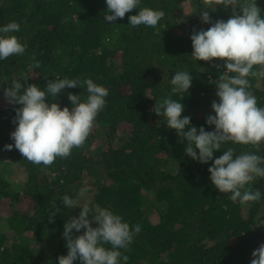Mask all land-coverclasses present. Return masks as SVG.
Here are the masks:
<instances>
[{
  "label": "trees",
  "instance_id": "16d2710c",
  "mask_svg": "<svg viewBox=\"0 0 264 264\" xmlns=\"http://www.w3.org/2000/svg\"><path fill=\"white\" fill-rule=\"evenodd\" d=\"M257 6L264 11V0ZM140 7L163 13L164 27L128 25L138 9L109 22L105 0H0V25L20 23L14 35L26 45L22 55L0 61V264H58L67 255L64 223L76 207L64 206V195L83 206L81 199L88 197L90 218L104 209L130 229L141 225L121 253L130 257L128 264H250L253 251L264 244V178L251 185L261 190L259 201L233 202L212 185V161L188 157L187 141L181 143L154 112L156 101L170 92L174 73L188 71L192 86L173 99L185 105L182 116L191 117L190 126L214 130L206 118L214 115L224 61H195L190 36L193 29L211 26L202 22L201 11H209L213 22L227 20L242 14L240 0L232 8L221 0H141ZM24 77L42 88L52 78H91L109 90L86 141L50 165L4 147L14 145L10 134L20 106L9 104L3 93ZM249 80V91L264 107V78ZM69 92L87 96L86 89L66 87L57 100L46 99L71 108ZM228 146L236 154L264 156V143ZM222 154L216 151L214 158ZM16 170L23 179L10 177ZM26 201L31 207L21 212Z\"/></svg>",
  "mask_w": 264,
  "mask_h": 264
},
{
  "label": "clouds",
  "instance_id": "9594fccd",
  "mask_svg": "<svg viewBox=\"0 0 264 264\" xmlns=\"http://www.w3.org/2000/svg\"><path fill=\"white\" fill-rule=\"evenodd\" d=\"M107 10L104 18L114 22L125 17L133 9L137 14L128 17L132 27L143 26L146 30L164 27V15L149 7H140L141 0H105ZM237 0H221L225 7L234 6ZM240 13L227 20L213 22L209 11L199 13L202 22L210 24L207 29H193L190 36L193 52L191 57L201 61L220 59L226 71L216 81L218 101L212 102L214 115L206 118V123L214 125V130L190 126L191 117L183 115L185 105L174 94L187 93L192 86L193 75L178 70L170 79V92L156 101L154 112L163 117L169 129L176 131L180 142L187 141L185 154L193 161L207 164L210 181L219 192L230 194L229 199L247 205L261 199V190L253 189L252 182L264 178V156L255 152L236 154L229 144L259 146L264 143V107L257 104L256 96L249 91V77L264 78V11L257 6V0H240ZM21 29L20 23L13 20L0 25V61L13 55H22L26 45L14 33ZM255 66H259L254 70ZM28 78L16 79L4 90V97L16 108L13 123L15 130L10 134L13 147L27 160L35 164L50 165L59 158H66L74 147L81 146L89 136L98 113L107 105L109 90L91 78L69 79L52 78L46 87L27 84ZM27 84V87H25ZM86 89L87 96L67 94L71 108L52 101L65 88ZM223 149V154L214 158V153ZM86 189H81L83 196ZM63 205L73 209L78 198L63 196ZM80 208V207H79ZM80 213L64 223L63 236L66 239L67 255L57 258L58 264H128L130 257L121 255L141 231V225L129 228L118 217L104 209H97L91 215L89 205L84 204ZM57 211L59 209L57 208ZM52 218V217H51ZM50 218V220H51ZM95 223V227H93ZM83 233L76 235L73 232ZM250 264H264V244L252 253Z\"/></svg>",
  "mask_w": 264,
  "mask_h": 264
},
{
  "label": "rangeland",
  "instance_id": "374dc122",
  "mask_svg": "<svg viewBox=\"0 0 264 264\" xmlns=\"http://www.w3.org/2000/svg\"><path fill=\"white\" fill-rule=\"evenodd\" d=\"M189 6V5H188ZM187 6V7H188ZM16 169H17V167H16ZM15 171V170H14ZM14 171H12V173H11V175H10V177H14V178H16V179H19V180H21V179H23L24 178V176H23V173H22V171H17L16 170V172H14ZM18 180V181H19ZM88 197H84L83 199H81L82 200V202H89V200L87 199ZM88 204V203H87ZM77 205H78V207H76V209H75V212L72 214V215H70L69 216V218H71V217H73V216H77L78 217V215H79V213H80V208H82L83 207V203L82 204H80L79 202L77 203ZM89 205V204H88ZM31 207V203L29 202V201H26V203L23 205V207L22 206H20V211L21 212H25L27 209H29ZM80 207V208H79ZM1 208V207H0ZM9 212H10V210H8L7 212H5V213H3V216L5 217H7L8 216V214H9ZM88 219H90L91 220V218H90V216L88 217ZM73 232L75 233V234H77L76 233V231H75V229H73Z\"/></svg>",
  "mask_w": 264,
  "mask_h": 264
}]
</instances>
